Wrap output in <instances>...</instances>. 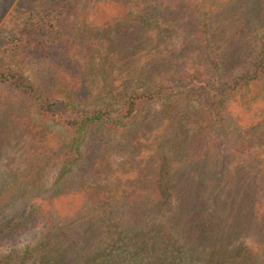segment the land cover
Listing matches in <instances>:
<instances>
[{
  "label": "trees",
  "instance_id": "trees-1",
  "mask_svg": "<svg viewBox=\"0 0 264 264\" xmlns=\"http://www.w3.org/2000/svg\"><path fill=\"white\" fill-rule=\"evenodd\" d=\"M12 1L2 0V18ZM242 2L234 0L226 35L220 2L208 12L199 0H33L17 60L0 65V149L19 145L24 156V168L9 173L16 192L0 184V245L42 221L46 231L37 249L13 250L0 264H97L116 250L112 264H177L175 254L193 264L257 261L249 240L264 250V122L234 140L226 121L228 98L264 82V55L240 73V23L247 9L258 17L264 0ZM107 5L117 16L95 19ZM96 67L113 77L100 97L121 96L115 112L78 106L94 95ZM35 117L65 137L45 144ZM115 152L123 158L112 169ZM211 154L215 170L198 168ZM47 159L56 188L36 196ZM175 163L193 168L175 172ZM81 172L106 182L83 176L72 187ZM72 192L75 207L55 206Z\"/></svg>",
  "mask_w": 264,
  "mask_h": 264
},
{
  "label": "rangeland",
  "instance_id": "rangeland-1",
  "mask_svg": "<svg viewBox=\"0 0 264 264\" xmlns=\"http://www.w3.org/2000/svg\"><path fill=\"white\" fill-rule=\"evenodd\" d=\"M137 1V0H134ZM202 5V9L206 11L216 12V9L219 8L217 3H221L222 9L226 12V16L224 17V21L218 25V27L222 30L223 33L228 35L230 30L234 28L236 24L234 19H229V13L235 12L237 9V5L235 6L234 0H199ZM241 3L247 7V3ZM33 6V0H13L11 5L9 6L6 14L2 18V0H0V65L6 66L14 63V59L17 60V56L14 53V45L16 44V40L18 39V29L19 24L24 16H26V12L29 11ZM218 6V7H217ZM99 12L93 13L95 19L101 21L103 18L107 16H117L118 10L112 5H107L105 7H101ZM246 13L245 21L240 23V27H242V33L245 41V55L247 62H245L243 71L251 68V62L253 63L259 56L264 55V11L262 10L261 16L255 18L253 11L250 13V9L244 11ZM215 18H213V21ZM160 26L167 27L161 21L159 22ZM33 71L31 69L24 70L25 77L28 80L33 79ZM91 80V88L94 91V95L88 101H82L78 106L88 109L94 110L99 108H105L111 111H117L120 109L121 96L118 97H100L101 93H105V91L113 90V77L108 76L96 67L90 77ZM258 88H254L251 90L242 91L238 94H234L228 98L226 103L227 117L226 121L229 125L230 133L229 136L236 140L238 134L240 135L239 130L246 129L247 127H252L257 122H264V82L259 83ZM117 96V93H114ZM6 96V95H5ZM4 99H2V94L0 96V109L2 108V103ZM192 105V104H191ZM186 107V103L182 109ZM159 109V107H158ZM42 119H37L35 117L34 124L36 127H40L42 134L47 137V141L45 144H51L55 146L56 143L60 142V139H63L64 133L60 126L55 125L52 122H46ZM23 149H20L19 145L17 147H9V148H1L0 149V184L5 185L11 189L12 194L16 192L17 188L13 184L11 177H9V173L18 172L20 168H24L22 161L24 156L22 155ZM170 156L174 155L173 152H167ZM216 155H210L205 157L202 160L197 161L198 168L210 172V170H215L216 164ZM188 155L185 154V151L182 152V155L178 157L186 159ZM123 156H119L116 152L111 157V166L112 169L117 168V164L122 161ZM178 160V161H179ZM177 161V162H178ZM184 161V160H183ZM45 163H41V179L38 181V186L33 190L36 193V196H45L50 194L56 188V176H57V167L54 165V160L47 159ZM189 168H193L192 165L189 164H174V171H186ZM79 175L75 177L72 187L77 188L79 186L80 177H86L88 181L92 184H101L106 182L105 177L93 176V175ZM110 175L107 177L109 178ZM104 179V180H103ZM70 192V191H69ZM41 198H38L40 201ZM80 197L76 193L72 192V194H64L56 199L55 206L64 212L70 211L76 204L80 202ZM52 217L54 216L51 214ZM44 222H39L33 227L29 228L27 231L21 233L17 238L6 241L5 243L0 245V259L8 255L11 251H18L17 254L23 253L25 250L37 249L40 245V241L42 240V231L44 230ZM46 230H44L45 232ZM242 238L239 240L241 241ZM238 242V241H237ZM249 245L254 250L253 252L257 255V261L254 264H264V250L256 247L255 242L249 240ZM129 250V249H128ZM132 251V249H130ZM118 250L112 252L105 259L101 260L97 264H112L113 259L117 257ZM120 252V251H119ZM116 255V256H114ZM114 256V257H113ZM182 256V257H181ZM175 257H181L178 260H175L177 264H193L189 263L186 260V255L175 254ZM116 260V259H115ZM195 264H204L203 262L195 263Z\"/></svg>",
  "mask_w": 264,
  "mask_h": 264
}]
</instances>
